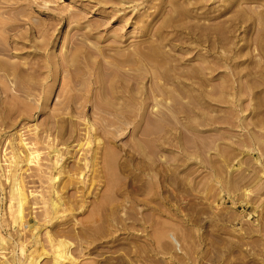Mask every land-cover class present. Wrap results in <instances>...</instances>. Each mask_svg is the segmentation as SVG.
I'll return each instance as SVG.
<instances>
[{
    "label": "rangeland",
    "instance_id": "374dc122",
    "mask_svg": "<svg viewBox=\"0 0 264 264\" xmlns=\"http://www.w3.org/2000/svg\"><path fill=\"white\" fill-rule=\"evenodd\" d=\"M0 264H264V0H0Z\"/></svg>",
    "mask_w": 264,
    "mask_h": 264
},
{
    "label": "bare ground",
    "instance_id": "6f19581e",
    "mask_svg": "<svg viewBox=\"0 0 264 264\" xmlns=\"http://www.w3.org/2000/svg\"><path fill=\"white\" fill-rule=\"evenodd\" d=\"M23 142V141H22ZM22 145H23V147L22 148H24L25 150H26V152L27 153H29V151H31V149H32V147H31V145H29V143L27 144V143H22ZM23 149V150H24ZM33 150V149H32ZM57 152L60 154V151H58V150H53V152L51 153V154H54L55 156H58L57 155ZM33 154V153H32ZM28 155V154H27ZM31 155V154H30ZM16 157L15 158H17V155H15ZM29 156V155H28ZM54 156V157H55ZM20 158V157H19ZM18 158V161L20 160ZM57 158V157H56ZM57 160V159H56ZM16 161V163H17V166H15V167H17V168H19V170H21L20 169V161L18 162L17 161V159L15 160ZM15 164V163H14ZM22 165V164H21ZM20 166V167H19ZM13 168V169H15V171L12 173V175H11V183H12V196H13V199L14 200H16L17 202H18V210H17V212L19 213V215H22L23 214V212H24V206H25V204H27V201H28V196H27V192H26V190L24 189V186L25 185H23V176H22V178H21V174L20 173H17V171H18V169H16V168ZM17 170V171H16ZM42 171H43V169H42ZM16 172V173H15ZM40 173V172H39ZM48 173V172H47ZM11 199V198H10ZM12 200V199H11ZM15 201V202H16ZM10 206V205H9ZM13 209V208H12Z\"/></svg>",
    "mask_w": 264,
    "mask_h": 264
}]
</instances>
